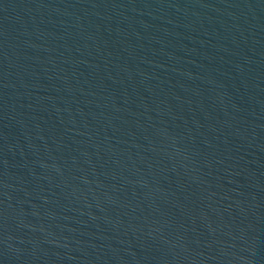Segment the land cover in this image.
<instances>
[{
  "label": "water",
  "instance_id": "water-1",
  "mask_svg": "<svg viewBox=\"0 0 264 264\" xmlns=\"http://www.w3.org/2000/svg\"><path fill=\"white\" fill-rule=\"evenodd\" d=\"M0 264H264V0H0Z\"/></svg>",
  "mask_w": 264,
  "mask_h": 264
}]
</instances>
